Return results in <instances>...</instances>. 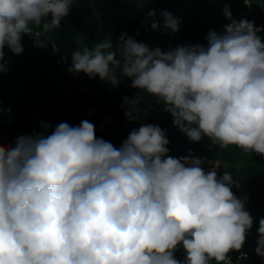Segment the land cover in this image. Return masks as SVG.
<instances>
[{
    "label": "clouds",
    "instance_id": "1",
    "mask_svg": "<svg viewBox=\"0 0 264 264\" xmlns=\"http://www.w3.org/2000/svg\"><path fill=\"white\" fill-rule=\"evenodd\" d=\"M75 2L0 0V74L9 70L5 48L20 55L24 35L46 48ZM243 3L264 8V0ZM223 14L230 23L210 30L206 47L162 51L127 33L115 47L110 37L91 47L80 40L68 71L114 87L128 78L138 90L124 97L130 121L151 97L189 140L264 157V26L227 7ZM159 15L166 32L179 31L169 11ZM156 17L151 10L143 23L159 30ZM51 127L41 121L38 132L0 143V264H233L232 252L247 260L241 250L254 219L232 191V173L217 175L219 162L205 171L191 151L168 155L154 124L133 129L119 148L88 120ZM257 233L264 258V218Z\"/></svg>",
    "mask_w": 264,
    "mask_h": 264
},
{
    "label": "trees",
    "instance_id": "2",
    "mask_svg": "<svg viewBox=\"0 0 264 264\" xmlns=\"http://www.w3.org/2000/svg\"><path fill=\"white\" fill-rule=\"evenodd\" d=\"M225 7L236 20L247 19L257 27L264 26V8L255 3L247 7L243 0H76L69 15L61 20L62 27L49 34L52 42L46 48L34 46V37L29 35L23 36L24 51L20 55L5 48L9 70L0 74V143L8 145L21 135L38 132L41 121L52 126L50 134L61 122L76 126L88 120L95 125L97 137L119 148L133 129L144 124L157 125L169 140L168 155L179 158L191 151L206 162H219L218 176L225 171L232 173L238 186L233 193L246 198L245 207L254 223L241 250L247 260L239 261L238 252L230 253V259L233 264H264V258L255 252L259 220L264 218V157L244 153L236 146L219 149L211 146L207 138L198 143L189 140L173 125L171 114L151 97L138 106L139 118L130 121L125 115L124 97L134 98L138 90L131 87L128 78L114 87L99 77L90 79L84 73L68 71L71 52L80 46V40L91 47L110 37L115 47L121 34L127 33L149 48L159 47L162 51L178 45L206 47L207 33H222L223 26L230 23L223 14ZM151 10L157 13L159 30L151 28L152 21L143 23ZM161 10L169 11L180 21L178 32L164 30ZM259 35L264 40V32ZM183 256V249L178 248L175 257Z\"/></svg>",
    "mask_w": 264,
    "mask_h": 264
},
{
    "label": "rangeland",
    "instance_id": "3",
    "mask_svg": "<svg viewBox=\"0 0 264 264\" xmlns=\"http://www.w3.org/2000/svg\"><path fill=\"white\" fill-rule=\"evenodd\" d=\"M214 164L211 163V162H206L204 165H202V167L204 168L205 171H208ZM217 173H218V170H217ZM236 184V183H235ZM237 184L236 185H233L232 187V191L236 190L237 189Z\"/></svg>",
    "mask_w": 264,
    "mask_h": 264
}]
</instances>
